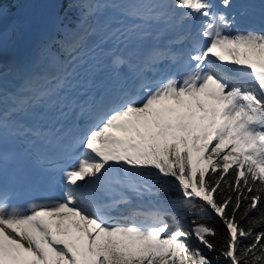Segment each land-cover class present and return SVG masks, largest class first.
<instances>
[{
    "label": "snow or ice",
    "instance_id": "obj_1",
    "mask_svg": "<svg viewBox=\"0 0 264 264\" xmlns=\"http://www.w3.org/2000/svg\"><path fill=\"white\" fill-rule=\"evenodd\" d=\"M219 5L84 0L78 26L42 38L24 63L5 61L2 53L25 40L36 22L17 16L5 25L0 7V264H213L212 252L216 264H264V230L254 231L264 226V211L250 218L264 204V30L233 32L245 9L226 11L232 0ZM185 20L199 21L194 34L173 41L187 40V47L153 46L137 58L136 48L154 30L159 35ZM101 57L125 80L140 78L161 59L185 71L154 88L142 84L138 91L81 102L88 124L73 142L82 151L61 167L37 155V143L51 142L56 125L77 106L68 96L85 65ZM40 61L47 67L39 69ZM226 65L233 66L230 76ZM37 166L62 172V195L10 206L4 178L27 179ZM113 169L123 175H112ZM169 185L181 194L174 211L125 217L128 223L108 215L132 197L158 195ZM205 214L222 225L218 244L209 239L216 230L197 222ZM188 216L193 219L185 228Z\"/></svg>",
    "mask_w": 264,
    "mask_h": 264
},
{
    "label": "rangeland",
    "instance_id": "obj_2",
    "mask_svg": "<svg viewBox=\"0 0 264 264\" xmlns=\"http://www.w3.org/2000/svg\"><path fill=\"white\" fill-rule=\"evenodd\" d=\"M20 0H4V2L0 5V7L3 8V10L6 13V18H5V25L7 23L17 17V16H27L31 15L34 17L35 21L37 24H41L43 26H46L48 28L49 34L47 35L48 37H55L59 38L56 36V30H61V33L63 32L64 29L71 30L74 27L78 26L79 23V17L81 16V13L77 16L74 17L73 19H67V8H64L62 11L59 12H52V6H55L56 4H59L57 0H34L31 2H27L24 4H21L17 6L14 10H10V6H12L14 3L19 2ZM261 1L264 0H256L255 4L260 3ZM78 3L82 5L84 3V0H78ZM51 8V9H50ZM83 8V7H82ZM84 11V8H83ZM10 46H7L6 53H2V57L5 61L6 59H9L8 57L11 54L10 51ZM5 51V50H4ZM3 51V52H4ZM39 69H43L47 67V62L46 61H40L37 65ZM116 172L114 176H120L123 175L122 170L119 171H113ZM139 199L146 200L147 202H152L155 203L156 205L160 206L161 211H174L173 204H167L163 200L162 202L155 201L154 197L152 195H145L143 197H138ZM128 205V204H126ZM135 213H140L141 215L139 216H134ZM131 217L137 218L139 220L145 219V215L141 210H136L132 211L129 213ZM180 213H177V219H179ZM165 219L169 221V224H173V220L171 216H165ZM183 225L185 228H188V223L184 220Z\"/></svg>",
    "mask_w": 264,
    "mask_h": 264
},
{
    "label": "trees",
    "instance_id": "obj_3",
    "mask_svg": "<svg viewBox=\"0 0 264 264\" xmlns=\"http://www.w3.org/2000/svg\"><path fill=\"white\" fill-rule=\"evenodd\" d=\"M31 1H34V0H20L19 2L14 3L12 6H10L9 9L12 11L17 6L24 4V3H27V2H31ZM57 1L59 4L52 6V12H57V11L59 12V11H62L64 8H67L68 17H75L76 12H83L82 6L80 5L81 8H78V5L71 0H57ZM3 2H4V0H0V5ZM76 8H78V10ZM57 33H58V37L62 34L60 29L57 30ZM168 187H169L168 191L160 192L158 195H153V196L159 198L160 200L168 202V203H173L174 201L179 200L180 195H181L179 193V191H177L175 188L171 187L170 185ZM217 198H219V195H217ZM262 211H264V204H262L260 206L259 210L253 211L252 213H250V218L256 219L257 217L260 216ZM186 219H187L188 226L190 227L191 226L190 222L193 219V217L188 216ZM196 219H197V222H203V223L207 224L209 227H212L216 230L217 235L215 237H209V239L213 243L218 244V242L222 240L223 228H222L221 223L219 222V220L216 217L209 216V215L205 214L203 220H200V218H196ZM242 226L247 227L248 226L247 222L246 221L242 222ZM262 230H264V226H261V227L254 229V231H262ZM250 240H251V237L248 238L247 240H244L243 244L249 243ZM216 255H217L216 252L208 253V257H209V259L213 260V264H216V260H215ZM221 264H223V261H221Z\"/></svg>",
    "mask_w": 264,
    "mask_h": 264
},
{
    "label": "bare ground",
    "instance_id": "obj_4",
    "mask_svg": "<svg viewBox=\"0 0 264 264\" xmlns=\"http://www.w3.org/2000/svg\"><path fill=\"white\" fill-rule=\"evenodd\" d=\"M240 2H247L248 4L250 3V0H239ZM249 6V5H248ZM248 8V7H247ZM155 30H154V32ZM161 33H165V32H161ZM160 33V34H161ZM159 34V35H160ZM3 53H6V49ZM9 59L11 58V56L8 57ZM99 65H100V62L98 64H86L85 65V69H91L92 66H95V67H98L99 68ZM86 74V73H85ZM85 74H83L81 76V78H83L85 76ZM225 74V73H224ZM79 86H82V83L79 81L78 82V86L74 89V91H72L69 95L73 94L75 91L78 90V87ZM119 171L120 169H113V171ZM112 171V175H114L116 172H113ZM84 187V190L85 191H90L91 189L88 187V185L84 184L83 185ZM132 203H134V206L131 205ZM136 210H141L144 214H149L151 212H155V211H161V208L160 206L156 205L155 203H152V202H147L146 200H142V199H139L138 197H132L131 198V203L129 205H123V206H119L118 208H115L113 210H111L108 215L113 217V222L114 223H128L130 221H127L125 220L124 218L125 217H131L129 215V212H132V211H136ZM145 215V216H146Z\"/></svg>",
    "mask_w": 264,
    "mask_h": 264
}]
</instances>
